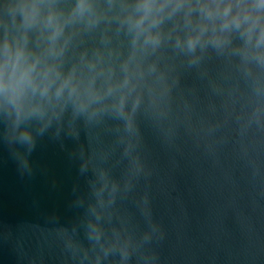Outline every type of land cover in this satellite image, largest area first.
Returning a JSON list of instances; mask_svg holds the SVG:
<instances>
[{"label": "clouds", "instance_id": "obj_1", "mask_svg": "<svg viewBox=\"0 0 264 264\" xmlns=\"http://www.w3.org/2000/svg\"><path fill=\"white\" fill-rule=\"evenodd\" d=\"M212 59L225 65L258 172L264 0H0V145L31 176L41 140L75 142L70 158L86 190L73 201L76 222L57 229L69 264H158L160 225L144 204L137 227L118 202L146 171L141 123L169 135L182 75L206 76Z\"/></svg>", "mask_w": 264, "mask_h": 264}, {"label": "water", "instance_id": "obj_2", "mask_svg": "<svg viewBox=\"0 0 264 264\" xmlns=\"http://www.w3.org/2000/svg\"><path fill=\"white\" fill-rule=\"evenodd\" d=\"M208 74L185 72L176 93L178 122L169 135L141 123L145 174L117 211L139 227L146 204L162 230L153 242L158 264H264V146L257 153L242 138L223 62ZM102 143L111 136L101 131ZM45 138L32 154L34 172L21 176L0 145V264H69L58 226L79 217L73 207L86 190L75 142ZM116 153L115 174L124 164Z\"/></svg>", "mask_w": 264, "mask_h": 264}]
</instances>
